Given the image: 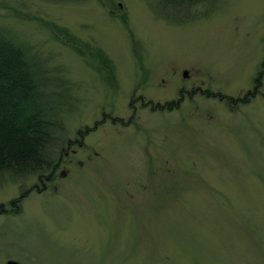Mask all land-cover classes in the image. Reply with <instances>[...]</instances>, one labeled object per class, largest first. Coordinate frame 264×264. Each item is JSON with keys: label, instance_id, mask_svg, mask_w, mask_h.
<instances>
[{"label": "rangeland", "instance_id": "374dc122", "mask_svg": "<svg viewBox=\"0 0 264 264\" xmlns=\"http://www.w3.org/2000/svg\"><path fill=\"white\" fill-rule=\"evenodd\" d=\"M146 2L0 0L58 85L64 140L88 129L45 191L0 184V264H264V0H206L182 24ZM138 95L153 110L128 125Z\"/></svg>", "mask_w": 264, "mask_h": 264}, {"label": "trees", "instance_id": "16d2710c", "mask_svg": "<svg viewBox=\"0 0 264 264\" xmlns=\"http://www.w3.org/2000/svg\"><path fill=\"white\" fill-rule=\"evenodd\" d=\"M204 1L146 3L164 22L182 24L197 17L195 9ZM93 53L109 71L110 65L102 52L95 49ZM34 56L14 32L0 25V184L53 175L66 149L63 127L58 121V114L64 111L63 99L56 95L57 91L48 90L49 86L58 85L44 77L40 80ZM44 85L46 93L41 91ZM8 205L1 212L19 211L16 200H10Z\"/></svg>", "mask_w": 264, "mask_h": 264}, {"label": "flooded vegetation", "instance_id": "af4514ba", "mask_svg": "<svg viewBox=\"0 0 264 264\" xmlns=\"http://www.w3.org/2000/svg\"><path fill=\"white\" fill-rule=\"evenodd\" d=\"M256 82L255 81V86H256ZM255 86L253 87L252 90H248L245 92V94H242L241 97H237L236 99H238L239 101H245L246 99V95L248 94H254L255 93ZM201 88L200 85L197 86H192L191 88H189L188 90H184L182 88H179L177 90V98L171 102H166L165 104H169L167 106V109H172V108H177V105L179 104L180 101H183L185 98H190L191 96H193L194 93L200 92ZM134 103H138L139 108L140 109H145L147 106H149V109L153 110L152 106H151V102L149 101H144L143 97L141 95H138L135 99H130L128 102V106L131 110V117L126 120V124L130 125V121L132 120V115L136 112V110L138 109V107L134 106ZM171 103V104H170ZM120 123L124 124L123 120L120 119L119 121ZM132 122V121H131ZM96 125V123L93 124V127ZM84 133L87 134L88 133V129L84 130ZM83 133V134H84ZM82 133L73 139H67L66 140V149L62 152V156H67V154L69 152L73 153L75 150L73 148V146L78 145V146H82L84 145L83 143V135ZM57 171V173L59 174V176H63L65 173L63 170H59L58 166L54 169V173L53 175H47V176H42V177H36L37 182L33 183L31 186H29L26 190L25 193H29L32 190H34L36 193H41L43 191H45L47 189V185L52 183V180L54 179V175L55 172ZM52 189L53 192H55V186L52 185Z\"/></svg>", "mask_w": 264, "mask_h": 264}, {"label": "water", "instance_id": "95a60500", "mask_svg": "<svg viewBox=\"0 0 264 264\" xmlns=\"http://www.w3.org/2000/svg\"><path fill=\"white\" fill-rule=\"evenodd\" d=\"M118 6H120V4H118ZM182 76H186L185 70L182 71ZM4 264H22V263H20L16 260H13V259H7V260H5Z\"/></svg>", "mask_w": 264, "mask_h": 264}]
</instances>
